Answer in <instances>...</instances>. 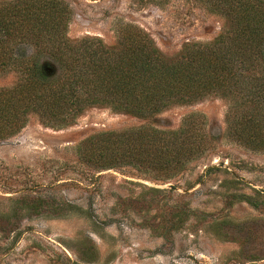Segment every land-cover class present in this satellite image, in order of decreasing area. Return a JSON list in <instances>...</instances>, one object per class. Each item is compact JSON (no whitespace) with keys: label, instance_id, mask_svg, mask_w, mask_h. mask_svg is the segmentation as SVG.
<instances>
[{"label":"rangeland","instance_id":"1","mask_svg":"<svg viewBox=\"0 0 264 264\" xmlns=\"http://www.w3.org/2000/svg\"><path fill=\"white\" fill-rule=\"evenodd\" d=\"M66 1L71 39L112 45L132 22L169 57L210 41L222 24L203 0ZM19 75L2 73L0 88ZM230 103L208 94L148 117L91 106L63 126L28 113L17 132L0 136V264H264V147L228 135ZM190 114L208 147L171 179L80 158L79 143L98 132L177 129Z\"/></svg>","mask_w":264,"mask_h":264},{"label":"trees","instance_id":"2","mask_svg":"<svg viewBox=\"0 0 264 264\" xmlns=\"http://www.w3.org/2000/svg\"><path fill=\"white\" fill-rule=\"evenodd\" d=\"M203 1L222 18L220 31L210 41L183 44L171 57L132 22L120 25L112 45L98 36L71 39L66 0L0 1V75L20 74L11 87L0 88V136L17 132L28 113L63 126L91 106L148 117L215 94L231 101L228 135L263 148L264 0ZM198 117L187 115L177 129L98 132L79 143L80 158L95 168L127 165L171 179L208 147Z\"/></svg>","mask_w":264,"mask_h":264}]
</instances>
